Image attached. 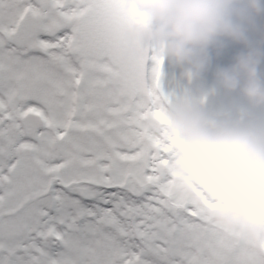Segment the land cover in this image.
I'll return each instance as SVG.
<instances>
[{"label":"snow or ice","instance_id":"obj_1","mask_svg":"<svg viewBox=\"0 0 264 264\" xmlns=\"http://www.w3.org/2000/svg\"><path fill=\"white\" fill-rule=\"evenodd\" d=\"M136 15L124 0H0V264H264V244L207 215L222 195H175L162 57L121 58Z\"/></svg>","mask_w":264,"mask_h":264},{"label":"clouds","instance_id":"obj_2","mask_svg":"<svg viewBox=\"0 0 264 264\" xmlns=\"http://www.w3.org/2000/svg\"><path fill=\"white\" fill-rule=\"evenodd\" d=\"M137 15L122 25V59L147 50L189 65L197 78L210 63L209 49L223 39L241 42L247 51L235 63L216 70L219 85L238 90L252 109H264L261 50L248 35L264 13V0H124ZM161 135L172 145L174 193L205 207L198 191L222 195L223 203L206 213L225 228L241 226L253 246L264 244V113L249 115L228 108L213 113L197 89L171 101L158 121Z\"/></svg>","mask_w":264,"mask_h":264},{"label":"rangeland","instance_id":"obj_3","mask_svg":"<svg viewBox=\"0 0 264 264\" xmlns=\"http://www.w3.org/2000/svg\"><path fill=\"white\" fill-rule=\"evenodd\" d=\"M257 24V22L255 23ZM248 35L258 47L264 51V32L260 28V23L257 27H249ZM223 39V47L217 49L210 47V63L197 78H189V65L180 63L182 69H179V75L174 73V67H160L159 77L157 80H152L151 84L156 86L157 92L163 98L161 107L164 109L167 104L174 101L177 97L185 95L189 91L195 92L197 89L204 94V106L210 112L219 113L228 108L233 111H243L249 115H258L264 113V109H252L248 102L240 95L238 90L227 92L220 85L214 88L215 72L217 70L216 63L225 59L227 67L235 63V57L242 51H247L245 45L241 42L232 41L228 38ZM153 63L156 65L155 61ZM154 64L150 65V69H154ZM261 72H264V57L261 59ZM150 76V74H149ZM151 77V76H150Z\"/></svg>","mask_w":264,"mask_h":264},{"label":"flooded vegetation","instance_id":"obj_4","mask_svg":"<svg viewBox=\"0 0 264 264\" xmlns=\"http://www.w3.org/2000/svg\"><path fill=\"white\" fill-rule=\"evenodd\" d=\"M257 22V24H255V27H257L258 26V23H260V28H261V30H262V32H264V13H261L260 15H258L256 18H255V23ZM249 27H251V26H249ZM154 55L155 54H157L155 51H154V53H153ZM160 55V54H159ZM161 57H162V59L160 60V63H159V72H160V67L161 66H164V64H166L165 66H167V67H174V73H176V74H178L179 75V73L182 71H180L179 72V69H182V67L180 66V63H177V62H175V61H172V60H169L167 57H164V56H162V55H160ZM153 61L154 60H150V62H149V74H150V76H151V69H150V65L151 64H154L153 63ZM164 66V68H166ZM154 67L156 68V65L154 64ZM149 76V78H151Z\"/></svg>","mask_w":264,"mask_h":264},{"label":"bare ground","instance_id":"obj_5","mask_svg":"<svg viewBox=\"0 0 264 264\" xmlns=\"http://www.w3.org/2000/svg\"><path fill=\"white\" fill-rule=\"evenodd\" d=\"M225 61H226L225 59H222V61L216 63L217 68L227 67L226 64H225ZM259 68L261 69V67H259ZM214 76H215V79H214V88H215V87L219 86V83H218V81L216 79V72H215Z\"/></svg>","mask_w":264,"mask_h":264},{"label":"water","instance_id":"obj_6","mask_svg":"<svg viewBox=\"0 0 264 264\" xmlns=\"http://www.w3.org/2000/svg\"><path fill=\"white\" fill-rule=\"evenodd\" d=\"M149 62H150V60L148 61V69H149Z\"/></svg>","mask_w":264,"mask_h":264}]
</instances>
